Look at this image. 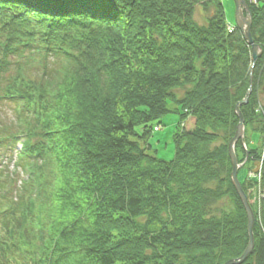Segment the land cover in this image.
Instances as JSON below:
<instances>
[{"label": "trees", "instance_id": "16d2710c", "mask_svg": "<svg viewBox=\"0 0 264 264\" xmlns=\"http://www.w3.org/2000/svg\"><path fill=\"white\" fill-rule=\"evenodd\" d=\"M246 1L262 50L253 67L239 31L226 30L222 0H0V103H12L16 127L0 129V148L21 136L16 167L27 173L23 189L9 190L17 201L0 203V264L241 255L247 219L227 146L250 72L240 110L245 127L264 133V0ZM170 102L194 126L177 127L165 162L147 142ZM253 213V251L241 264H264V207Z\"/></svg>", "mask_w": 264, "mask_h": 264}, {"label": "rangeland", "instance_id": "374dc122", "mask_svg": "<svg viewBox=\"0 0 264 264\" xmlns=\"http://www.w3.org/2000/svg\"><path fill=\"white\" fill-rule=\"evenodd\" d=\"M222 4L224 7V12H225L224 16L226 18V22L234 25L235 7H234L233 0H222ZM194 19L199 24L203 23V16H202L200 7H196ZM251 65L253 67L254 64H251ZM173 93L177 95V97H180V95L183 93V90H176V91H173ZM257 98H258L259 106L256 109V113L262 114L263 113L262 108H261L262 99L260 95H258ZM168 108L170 112L166 113V115L163 116L160 119V121H158L160 122L158 127L156 128L157 124L153 125V129L150 130L151 132L150 138L148 139V142H147L148 144H150V149H148V153L150 155L156 156L158 159H161L165 162L173 158L174 142L172 141L174 139L173 134L175 131H177V127L185 131H188V130H192L194 126V119L192 117L187 116L184 119H180L179 114L176 113V111L180 112L176 104H174L173 102H170V105L168 106ZM14 115L15 114L13 112V106L11 102L0 103V129L3 128L5 124L11 130L14 129L15 131L16 127H15V122H14L15 120L13 119ZM261 137L262 135L259 136V134L252 132L251 129L248 126H246L245 131H244L245 148L248 151H257L258 146L260 145ZM13 149L3 152L4 148H0V169L1 170L6 169L8 172L9 171L12 172L13 170H15V163L18 157L19 148L14 147ZM241 149L243 150L242 146H241ZM236 154L239 159L242 157V154L239 148H237ZM243 168L240 169L239 175H238V179L241 183L243 182V176L246 173L245 169ZM16 170H19L18 176H16L14 179H11L10 177L8 180L11 181L12 184H14V181H15L14 187L12 186L11 188L19 189V187H21V189H23V180L25 177V173H24L25 170L23 171H21L20 169H16ZM19 177H21V180H19ZM2 196H3V192H2V187L0 186V203L3 198ZM12 196H15V195H12Z\"/></svg>", "mask_w": 264, "mask_h": 264}, {"label": "water", "instance_id": "95a60500", "mask_svg": "<svg viewBox=\"0 0 264 264\" xmlns=\"http://www.w3.org/2000/svg\"><path fill=\"white\" fill-rule=\"evenodd\" d=\"M234 2V7H235V16H234V23L235 27L239 31L240 35L242 36V39L244 40L246 46L250 47V59L251 63L254 64L262 54V50L259 45L255 44L252 36H251V23H252V18H251V13L249 11L248 5H246V0H233ZM249 86L248 89L246 90V93L243 97V99L239 102H237L234 106V113L238 119L236 129L234 132V135L231 140H229L228 146H227V151H228V157L231 165V171H230V181L233 186V190H235L242 206L243 210H245L246 213V219H247V236H248V243L241 253V255L236 258V259H230L225 261L222 264H241L246 257L253 251V244H254V237H253V226H254V214H253V209H251V206L249 204V201L247 199L246 194L244 193L238 179H237V172L241 167L244 165V163L247 160L248 156V151L245 148L244 144V118L242 113H241V106H244L247 104L250 91H251V72L249 75ZM241 143V146L244 151V158L242 162H238L236 154H235V146L237 142Z\"/></svg>", "mask_w": 264, "mask_h": 264}, {"label": "built area", "instance_id": "2783aa9c", "mask_svg": "<svg viewBox=\"0 0 264 264\" xmlns=\"http://www.w3.org/2000/svg\"><path fill=\"white\" fill-rule=\"evenodd\" d=\"M264 139L260 148L258 159L254 163V167L247 173V178L253 184L251 193L254 200L257 202L258 210L261 200L264 198V189L261 185L263 170H264Z\"/></svg>", "mask_w": 264, "mask_h": 264}]
</instances>
